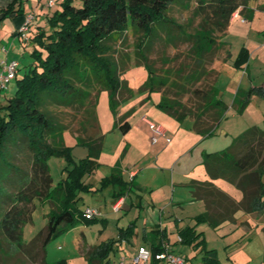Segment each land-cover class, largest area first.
<instances>
[{
	"label": "trees",
	"instance_id": "16d2710c",
	"mask_svg": "<svg viewBox=\"0 0 264 264\" xmlns=\"http://www.w3.org/2000/svg\"><path fill=\"white\" fill-rule=\"evenodd\" d=\"M186 1L187 7L191 1L196 3L194 11L202 20L197 30L187 32L193 65L187 64V75L179 70L180 79L171 81V86L169 77L153 68L149 50L154 39L160 37V30L181 28L169 12L174 4ZM53 8L56 9L45 25L28 32L27 42L33 44L28 71L19 77L21 63L11 59L19 62L14 94L3 100L0 88V264H66L65 259L47 262L46 244L80 222L90 224L97 219L87 218L86 208H80L78 201L82 191L93 190L86 177L100 167L103 137H83L75 131L78 143L88 149L87 156L76 162L62 136L63 130L73 129L59 116L67 108H86L96 85L100 86L99 92L109 91L115 115L118 105L133 96L123 77L129 68L123 61L120 66L115 42L124 39L130 30L139 35L136 65L148 69L140 90L161 93L159 109L179 121L191 118L198 133L210 136L217 132L229 109L216 85V61H228L233 56L231 43L223 36L234 13L248 18L254 12L250 0H62ZM259 8L264 11V3ZM20 13L23 0H13L0 20ZM24 33L20 31L22 36ZM216 51H224V57L212 60ZM249 58L248 48L243 47L234 60L235 67L248 66ZM165 87L174 90L175 95L164 92ZM181 96H187V103ZM253 96L264 99V82L246 90L239 88L233 103L243 111ZM117 124L123 132L131 126L127 115L120 116ZM54 155L66 157L74 164L66 168L55 187L48 164ZM203 164L210 180L193 179L190 183L192 198L203 200L206 205V211L195 217L196 225L206 222L218 227L226 221L235 222L239 211L253 214L264 210V128L250 126L226 149L205 152ZM220 178L235 185L242 192V199L238 201L218 187L214 180ZM101 181L100 189L121 186L116 199L129 189V182L118 171ZM35 198L50 199L53 208L46 228L25 243L24 226L32 219ZM196 225L179 230L182 244L202 249V264H221L217 251L207 248ZM134 234V223L120 229L117 239L100 243L86 254L89 263L103 264L118 240ZM163 245L161 240L151 247L154 264L159 262L155 255L163 250Z\"/></svg>",
	"mask_w": 264,
	"mask_h": 264
},
{
	"label": "rangeland",
	"instance_id": "374dc122",
	"mask_svg": "<svg viewBox=\"0 0 264 264\" xmlns=\"http://www.w3.org/2000/svg\"><path fill=\"white\" fill-rule=\"evenodd\" d=\"M45 1L46 0H39V2L43 3H45ZM28 2L29 0H23V3L27 5V11H31L32 7ZM263 3L264 0H250V6L254 8V6L257 5L256 7L258 8V16L256 19H252L254 20V26L252 27V33L250 35H245L246 32L244 34L232 32L231 34L226 33V35L223 36V39L229 41L230 43L231 40L227 38H232L234 42L232 50L237 53L235 54L234 60L243 47L249 48L253 53H256H254V55L252 54L253 56L251 55V65L247 66L246 64L244 69H236L234 62L233 65H224L225 67L222 69L219 68V66H216V68L220 71V76H218L219 79L216 81L217 89L218 92H220V96L223 95V99L229 103V109L226 117L223 119L214 135L207 138L200 136V139H203V141L199 143L201 144L200 147L206 148L208 151L226 149L236 136L241 134L250 126L258 125L264 128L263 98L260 96H254L252 101L243 111H239L236 104L233 105L234 96L236 95L240 85L242 89H248L250 86V80L253 85H260L264 82V47L260 48L258 51L254 50L255 47H253L254 45H257L256 47H258L264 43V28L262 26H260L262 28H259V25H264V11L259 8L260 4ZM34 4L35 6H38V0H35ZM195 6L196 3L194 1H191L188 7L187 1L185 3L174 4L170 9L169 15L176 21V24L181 26V28L172 26L167 30H160V37L154 39L152 47L149 50V59L153 68L158 74L169 77V85L171 86L173 85L171 81L180 79L178 71L182 69L183 74L187 75V64L192 66L194 62V58H191L192 54L190 52L191 43L187 41V32L189 33L197 30L202 20L201 16H197L195 13ZM23 15V13H20L13 17L22 18ZM239 17L241 16L238 12L236 16H233V18ZM11 18L12 16H7L2 21L0 20V61L5 60L6 56L9 60L16 59L20 61L21 67L18 71V76L21 77L26 71H28L29 63L33 59L31 56L33 44H26L27 40L24 35H21L22 39H18V36L15 35L17 32L16 28L11 26L9 23L12 21ZM240 19L242 22H246V19ZM12 22L14 23V21ZM232 24H238L240 29L243 27L246 28V25L241 24L238 19ZM249 24L250 23H247V26ZM113 36L116 37L117 34H114ZM138 39L139 35H137L133 30H130L124 39L115 42V50L120 61V66H123V61L125 66L129 68L123 77L127 79L129 86L133 91V96L130 99H127L118 105L116 108L117 115H115L111 109L109 91L103 89L99 92L100 86L96 85V87L92 88L93 93L90 98L91 103H87L86 108H81L79 110L78 108H67L66 111L64 113H60L59 116L63 123L69 125L73 129V132L70 129L63 130L62 136L65 144L71 147V153L76 162H79L83 157L87 156L88 149L84 145L78 143L75 131L83 137H103L104 150L102 149V151H104L105 158L103 159V162L101 161L102 164H100L96 173L86 177V182L92 184L94 188L97 189L102 185L101 180L105 175V171L107 172L108 166H111L109 165L110 161H114L118 165H122L125 168L128 167L130 169L131 167L139 169L142 167V161L139 162V160L145 152L143 148L145 146L143 142L138 143L137 140L138 136L143 137L141 132V125H144L142 121L143 116L146 115L148 119L162 124L166 129H169L170 127V124L166 125L164 122H161L158 118L153 116L152 110L157 108L156 105H153V101L157 98V96L161 98V93L152 92V98L147 100V104H144L146 102H143V97L148 96L149 94L147 90H140V87L148 77V69L144 66L136 65V46ZM122 55H124V58L128 61L127 64L126 60L122 58ZM224 55V51H216L211 58L212 60L216 58L219 59L223 58ZM210 65L211 63L208 65V68L211 67ZM15 88L16 77L7 84L6 89L2 90L3 100L12 96ZM163 91L171 96L175 95V91L168 89V87L163 88ZM180 98L187 103V96H181ZM126 106L128 107L127 117L134 125L132 136L127 137L131 138L134 142L131 149L128 151H126V140H124L123 145H121V141L122 138L125 137V133L117 124V119L124 115L123 111H125L124 109ZM189 120L190 119L188 117L178 122L177 128H181L179 130L180 137L187 134V122ZM226 129L229 132V135H226ZM176 132V127L170 129L167 136L170 139H173V142H177L178 137L177 135L175 136ZM134 137H136V140ZM181 140L183 142V137ZM227 140H230V142H227ZM162 144L163 142H160L157 145H151V147H149V158L155 160L154 157H156L159 149H161ZM186 147L187 142H184L178 152L182 153L183 149ZM194 152L197 153L198 151L195 150ZM17 160L18 162L20 161L19 158ZM142 163L146 164L147 161ZM194 163L192 164V162H190L187 164L182 161L181 169L176 168L175 173H173L174 170L172 169V162L169 167L166 162L158 164L159 167L168 168V171H166L167 175L173 174L175 179L173 181H175V187L177 188L175 197H178L180 190H188L187 185L180 184L181 181L187 179L182 172L183 169H186V171L191 170L192 173L195 172V175H198L199 172L204 169L203 164L199 167L194 165ZM48 164L54 179V187L57 186L64 177L66 168L74 165L66 157L56 155L49 158ZM166 174H162L161 172L159 173L155 169H148L146 178L150 185L153 186L143 190L137 186L138 183H140L139 178L136 179V184H132L131 180H128L129 191L131 192L126 193V197L128 198L127 205L118 214L111 211V189H105L103 191H82L81 199L78 201V206L80 208H85L87 206L96 207L99 209H105L107 214L104 217H96L97 219L90 224L80 222L76 227L62 232L58 236L52 238L46 244V260L48 262H56L65 259L66 264H89L87 257L83 256L81 252L83 246H85L84 243L96 245L108 241L112 236H118V225L127 227L130 221L137 219L139 208L134 206L132 209L130 207L131 202H135L139 195H143L145 202L148 203L147 200L151 199L150 193L154 192L155 189L157 190L164 186L163 182L167 178ZM216 183L224 191L231 194L236 200L239 201L242 199V192L226 179L220 178L216 180ZM172 185L173 184L170 182V194ZM167 186L168 185H166V187ZM1 190H3V188ZM144 192L148 193L144 194ZM52 208L53 204L50 199L35 198L32 219L24 226L23 241L25 243H30L41 230L46 228L48 224V214L51 212ZM126 209H131L129 211V215H125ZM144 216L145 213L142 211L141 217L138 218L141 226L144 222ZM102 218H106L108 221H104ZM120 218L121 221L119 220ZM184 223H188V221ZM203 226L205 231L203 236L206 240L207 248H215L217 249L216 251L219 250L221 257H223L224 264L232 263V260H228L227 256L234 259H237V257L240 256V259H244L242 262L243 264H264V210L254 214L239 211L236 215L235 222L227 221L220 227L216 228L212 227L208 223H204ZM128 243L130 244V242ZM132 243L139 245L142 243V239L140 237L138 238L133 236L131 245ZM146 243L147 242H144V244ZM3 244L6 245V243ZM117 245L116 249L111 254V258L114 262H120L121 257H125L126 264H133L131 262L132 256H129L128 252H125L124 249L117 248L120 246ZM15 248H17V246H13V249ZM203 253L202 249H199L197 255L188 253L190 257L189 261H192V264H202ZM118 254L121 256L120 258ZM248 260L250 261L249 263Z\"/></svg>",
	"mask_w": 264,
	"mask_h": 264
},
{
	"label": "crops",
	"instance_id": "0c3cea01",
	"mask_svg": "<svg viewBox=\"0 0 264 264\" xmlns=\"http://www.w3.org/2000/svg\"><path fill=\"white\" fill-rule=\"evenodd\" d=\"M12 1L13 0H0V16L2 15V12L4 11V9ZM61 1L62 0H57V5L60 4ZM34 2H35V0L34 1L33 0H29V2H28L30 4V6L32 7L31 11H27V5L23 3V14L24 15H23L22 18L13 17L16 14H12L11 15L12 16L11 19H12V21H14V23L12 21H10L9 23L11 24V26H14L16 28L17 32H16L15 35L18 36V39H22V37L20 35V31H21L22 27L24 26V24L26 23L28 15H30V14L33 15V20H32V23L30 25V29H36L40 25H45L48 16L56 9V8L47 7L45 5V3L39 2V0H38L39 4H38V6L36 5L37 6L36 7ZM256 6H254V12L252 13V15H250V17L246 18V17L240 15L241 17H239V18H233L232 22H231V25H230V27H229V29L227 31V34H231L232 32L233 33H238V34H244L246 32L245 35H250L252 33V27L254 26V20H252V19L253 18L256 19V17L258 16V8ZM240 18L246 19V22H242V20ZM237 19L240 21L241 24H245L246 28L243 27V28L240 29V26H238V24H234L233 25L232 23L235 20H237ZM250 20H251V22H250ZM237 23H239V22H237ZM247 23H250V24L247 26ZM260 26H262L264 28V25H259V28H262ZM28 32L29 31H27V32H25L23 34L25 36L26 40L28 38L27 37L28 36ZM227 39L231 40L232 48H233L234 47V42H233L232 38H227ZM26 44H28L27 41H26ZM263 44L259 45L258 47H256L257 45H254L253 46V47H255L254 50H257V51L260 50V48L264 47ZM248 50L250 52V58H249V61H248V66H250L251 65V55L252 54L254 55V53H256V52L253 53L249 48H248ZM232 53H233V56H232V58L230 60H228V61L217 60L216 63H215V67L219 66V68L222 69V68L225 67L224 65H226V64L227 65H231V64L233 65L234 57H235V54H237V53H236V51L234 52L233 50H232ZM5 60H9L7 58V56L5 57ZM1 61H0V63H1ZM223 63H225V64H223ZM236 69H240V68L236 67ZM241 69H244V67L241 68ZM237 74H238V72H237ZM219 76H220V71H219ZM218 79H219V77H218ZM251 82L252 81L250 80L249 88H251L253 86H256V85H253ZM216 85H217V83H216ZM234 88H235V85H234ZM239 88H241V85L239 86ZM218 93H219V96H220V92H218ZM220 97L224 98L223 95L220 96ZM253 97H252V99H253ZM151 98H152L151 94H149L148 96L143 97V102H146L144 104H147V100H149ZM160 99L161 98H159L157 96V98H155L154 101H153V105L157 106V103L160 101ZM234 99H235V96H234ZM234 99H233V102H234ZM252 99H251V101H252ZM233 105H234V103H233ZM124 110H125V111H123L124 115H127L128 107L126 106ZM152 112H153V116L155 118H158L161 122H164V124H166V125L170 124L169 129H166L167 136H168V134L170 132V129H173V128L176 127L177 132H176L175 136L177 135V137H178L177 138V142H175V141L173 142V139H171V141L168 142L165 137H161L158 140V142L153 143L152 139H151L152 133H151V130L149 128L148 122L146 121V119L147 120H150V119H148V117L145 115V116L142 117V121H143L144 125L143 126L141 125V132H142V136L143 137L138 136L137 142L138 143H142L143 142V144L145 146V147H143L145 152L140 157L139 162H141V161L142 162H146L147 161V163L143 164L141 162V164H142L141 166L142 167L140 169L136 168V167H131V169H130L128 167L125 168L122 165H118L114 161H110L109 165H111V166H108L107 172L105 171L104 177L105 176H109V175H111L112 173H115V172L117 173V171H118L123 176V180L124 181L128 182V180H131L132 184H136L135 183L136 179L139 178L140 179V183H138L137 186H139V188L142 189V190L143 189H148L150 186H153V185H150V183L148 182V180L146 178L148 169H155L159 173L161 172L162 174L163 173L166 174V171H168V168L167 167H159L158 164H162V162H164V163L166 162L168 167H169L171 165V162H172V167L173 168L172 167L171 168L174 170L173 173H175L176 168H180L181 169V165H182L181 162L182 161L186 162L187 164L190 163V162H192V164H193L195 162L194 165H197V166L200 167V165L203 164V157H204L205 152H213V151H208V149H206V148L200 147L201 144H199V143L201 141H203L202 138L200 139V136H202L204 138H207V137H210L211 135L210 136H203L200 133H198L193 127V120L191 118H189L190 120L187 122V134H185L184 136L180 137V131L179 130L181 128H177L178 127V122H180L179 120H177L176 118L168 115L167 113H165L164 111L159 109L158 106H157V108H155V110H152ZM127 120L129 121L128 117H127ZM130 125H131L130 129L127 132H124L125 133V137L122 138V141H121V145H123V143H124L123 141L126 140V148H127L126 151L131 149V147H132V145L134 143L131 138H127V137H131L132 133H133L134 125L131 122H130ZM226 135H229V132L227 131V129H226ZM182 137H183V142L181 140ZM134 139L136 140V137H134ZM160 142H163V144L161 146V149H159L158 153L156 154V157H154L155 160H152L151 158H149L150 153H149L148 149H149V147H151V145H157ZM184 142H187V147L185 149H183L182 153H180L178 151H179L180 147L182 146V144ZM227 142H230V140H227ZM103 150H104V148H103ZM195 150L198 151V152L195 153L194 152ZM104 156H105L104 151H102L101 155L99 157L100 164H102L103 159L105 158ZM164 170H165V172H164ZM182 172L184 173L185 177H187V179H184L183 181H181L180 184L181 185H187V187H188L187 189L188 190L187 191L184 190V189L180 190V192L178 194V197H175V194L177 192V188L175 187V185H176L175 181H173V180H175L174 177H173V174H171V175L170 174H168V175L166 174L167 178L163 182V185L165 187L162 186V188L157 189V190L155 189L154 192L150 193V197H151L150 200L151 201L147 200L149 204L145 202V200L143 198V195H139L135 202L134 201L131 202L130 207L133 209V207L136 206V207L139 208V210H138L137 219H133L132 221H130L129 224H131V223L135 224V234L133 236L134 237H138V238L140 237L142 239V243H140L139 245H135V244L132 243V245H131V240H132L133 236L128 238V239L118 240L120 242L117 241L113 245L112 249L109 252L108 258L104 259L103 264H119V262L115 263L114 260L111 258V254L116 249V245L117 244L120 245L117 248L124 249L125 252L126 251L128 252L129 256L135 255L137 250H138V248L140 246H147V247L151 248L153 246V244H157L161 240H163V243H169L170 247L174 251H176L177 253L183 255L188 260H190L189 259L190 257L188 255V253L197 255V252L199 251V249H197V248H195L193 246L183 245L182 242L179 241V236H180L179 235V230L183 229L185 227H188V226H195L196 225L195 217L200 215V214H202V213H204L206 211V205H205L203 200H194L192 198V193H191V188H190L191 181L193 179L202 180V181L210 180V177H209V175L206 172L205 166H204V169L201 170L198 175H195V172L192 173L191 170L186 171V169H183ZM216 180H218V179H216ZM216 180H214V183L218 187H220L216 183ZM170 182H171V184H173L172 187H171V194H170V187H169ZM166 185H168V186L166 187ZM92 188H93V191H98V190L103 191L105 189H111V192H110V196L112 198L111 211H113V213H117V214L120 213V211L122 209H124L125 206L127 205L128 198L126 197V195H127L126 193L127 192H129V193L131 192L128 189L123 197H121L120 199H116L115 194L118 193L120 190H122L120 185H110V186L102 188V189L94 188V186L92 185ZM146 193H148V192H144V194H146ZM118 202H121V208L119 210H115V206H116V204ZM87 207H91V206H87ZM87 207H85V208H87ZM97 209L101 212V215H100L101 217H104L107 214L105 209H99V208H97ZM130 210L131 209H126L125 215H129L130 214V212H129ZM142 211L145 213V216H144L145 218H144V222L142 223V226H141L139 224L138 218L141 217V212ZM102 219L104 221L105 220L108 221V219H106V218H102ZM119 220L121 221V218ZM186 221H188V223H184ZM204 223H206V222L199 223L198 225H196V231L197 232H202L203 234H205V231L203 229L204 228V226H203ZM224 223H222V224H224ZM221 225H219L218 227H220ZM127 227L118 225L117 235L119 234L120 229H125ZM214 228H216V227H214ZM112 238L117 239L118 236H116V237L112 236L110 239H112ZM128 242H130V244ZM144 242H147V243L144 244ZM84 245L85 246H83L81 252H82L83 256H86V254L94 246H96L98 244L89 245V244L84 243ZM215 250H217V249H215ZM217 255H218V258H219L221 264H224L223 257H221L219 250L217 251ZM46 256H47V253H46ZM118 256H119V254H118ZM120 257L121 256H119V258ZM227 258H228V260H232V263H230V264H243L242 262L244 261V259H240V256L237 257V259L231 258L229 256H227ZM247 259H249V258H247ZM188 262H189L188 264H192V261H188ZM249 262L250 261L248 260V263ZM50 263H52V262H50ZM88 263H89V260H88ZM95 264H99V263L97 262ZM149 264H154L153 263V257L151 258ZM155 264H164V263L157 262Z\"/></svg>",
	"mask_w": 264,
	"mask_h": 264
},
{
	"label": "built area",
	"instance_id": "2783aa9c",
	"mask_svg": "<svg viewBox=\"0 0 264 264\" xmlns=\"http://www.w3.org/2000/svg\"><path fill=\"white\" fill-rule=\"evenodd\" d=\"M57 4V0H46L45 5L49 8H53ZM237 12L234 13L233 16H236ZM33 20V15H28L27 21L22 27L21 31L27 32L30 30V25ZM19 66V62L16 60H2L1 68H0V88L6 89L7 84L16 76L17 68ZM149 128L151 130L152 142L156 143L161 137H165L168 142L171 141L169 137H167L166 128L160 124L151 120H147ZM121 208V202H118L115 206V210H119ZM85 216L89 219L98 217L101 215V212L94 207H87L85 209ZM182 238L179 236V241ZM163 250L158 252L155 257L159 262L164 264H187L186 258L174 251L169 243H164ZM153 256V252L151 248L147 246H140L135 255L132 256L131 262L133 264H149L150 260ZM119 264H126V258L121 257Z\"/></svg>",
	"mask_w": 264,
	"mask_h": 264
}]
</instances>
